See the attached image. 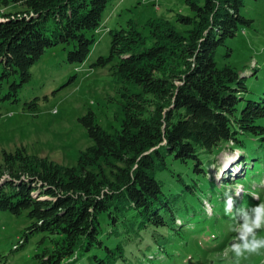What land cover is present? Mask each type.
Masks as SVG:
<instances>
[{"label":"trees","instance_id":"obj_1","mask_svg":"<svg viewBox=\"0 0 264 264\" xmlns=\"http://www.w3.org/2000/svg\"><path fill=\"white\" fill-rule=\"evenodd\" d=\"M115 1L0 0V102L19 101L31 68L49 49L62 45L68 63L83 64ZM185 2L192 15L178 14L183 33L163 18L147 21L149 37L134 21L110 30L111 54L95 65H112L125 91L124 118L110 133L94 112L84 116L80 121L94 144L76 166L31 156L25 148L4 152L0 211L30 220L16 250L42 235L36 264L83 258L87 264H132L154 261L153 254L175 261L177 243H188L187 225L198 214L194 204L203 205L204 187L215 184L204 158L214 164L228 146L243 153L241 164L259 169L264 163V84L253 91L249 79L258 80L257 72L247 76L217 62L221 49L225 58L232 56L228 41L252 26L243 13L246 0ZM28 108L36 110L38 102ZM170 160L188 168L187 175H176L178 191H165L157 179ZM223 179L226 189L230 183L251 186L255 178Z\"/></svg>","mask_w":264,"mask_h":264},{"label":"rangeland","instance_id":"obj_2","mask_svg":"<svg viewBox=\"0 0 264 264\" xmlns=\"http://www.w3.org/2000/svg\"><path fill=\"white\" fill-rule=\"evenodd\" d=\"M14 9L19 8L9 10ZM243 13L253 20L251 28L242 29L228 41L232 56L225 58L226 48L221 49L217 62L220 67L230 64L247 76L257 72L258 80L249 79L254 91L264 84V0H246ZM178 14L192 15L185 0H116L106 10L97 42L83 64L68 63L69 49L62 45L49 49L31 68L32 78L21 89L19 101L0 102V161L5 151L25 148L31 156L76 166L80 153L94 144L80 120L92 111L96 122L112 133L124 118L125 91L115 81L112 65H95L100 57L111 54L110 30L127 28L134 21L149 37L147 21L163 18L183 33L185 27ZM132 91L140 92L141 88L132 86ZM34 100L38 102L36 110L28 108ZM242 157L240 150L226 146L214 164H210L211 158H204L215 184L213 190L211 185L204 187L203 205L194 202L192 209L198 214H192L195 220L187 225L188 243H177V261L165 262L161 255L153 254L149 259L154 261L136 260L132 264H264V163L257 169L254 164H241ZM249 170L255 172L250 174ZM180 173L187 175L188 168L170 160L169 169L158 173L157 179L165 191H178L181 184L176 175ZM251 175L255 178L251 186L230 183L224 188L226 176ZM29 225L26 214L0 211V264H36L34 256L42 235L31 237L16 250ZM78 264L87 262L83 258Z\"/></svg>","mask_w":264,"mask_h":264}]
</instances>
